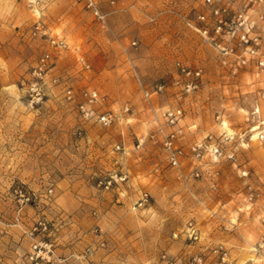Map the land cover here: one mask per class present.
<instances>
[{"label": "rangeland", "instance_id": "374dc122", "mask_svg": "<svg viewBox=\"0 0 264 264\" xmlns=\"http://www.w3.org/2000/svg\"><path fill=\"white\" fill-rule=\"evenodd\" d=\"M167 8L169 12L157 22L141 18L121 35L123 56L130 63L119 69L128 76L100 78L101 67L89 49L98 45L101 25L81 3L0 0V264H33L29 258L41 244L52 245L56 264H67L58 262L57 255L74 247L72 239L90 234L95 241L83 250L82 264H95L86 263L87 256L99 251L121 257L138 254L142 257L133 259L136 264H146V258L177 253L188 245L173 235L181 233L189 220L201 227V243L223 246L233 264H264V257L254 252L264 236V140L257 139L264 132V67L258 65L259 59L264 61V0H211V4L168 0ZM214 9L221 11L220 17L212 14ZM218 20L222 25L217 32ZM51 21L58 24L54 29ZM37 22L65 39L69 49L57 52L34 37ZM197 27L207 29L219 47ZM48 52L53 55V69L37 102L33 71ZM177 62L202 71L197 92L182 91ZM108 68L110 72L116 66ZM156 85L165 88L145 99L144 93ZM67 89L106 96V109L116 115L115 123L102 128L95 122L85 128L79 119L91 120L81 119L75 104L67 102ZM153 107L159 114L152 112ZM124 108L129 112L123 114ZM174 108L184 111L186 152L208 136L221 148L218 162L204 155L195 167L202 174L195 180H202L203 172L218 173L211 177V189L204 185L194 194H184L178 172L190 169V159L175 169L168 165L159 142L148 141L136 149V140L163 126V114ZM151 120L157 125L154 129L149 128ZM116 146L122 151L116 152ZM124 152L132 156L121 169L137 166L133 155L147 161L138 168L144 177L134 194L148 193L152 202L146 209L133 210L122 195L109 214L108 227L102 225L103 189L98 182L119 174L111 168L112 157ZM229 154L234 155L232 160L227 159ZM244 171L249 172L247 177L242 176ZM19 189L32 201L22 202ZM79 199H93V204L77 208ZM38 222L46 230L33 233ZM102 241L104 248L99 246Z\"/></svg>", "mask_w": 264, "mask_h": 264}, {"label": "built area", "instance_id": "2783aa9c", "mask_svg": "<svg viewBox=\"0 0 264 264\" xmlns=\"http://www.w3.org/2000/svg\"><path fill=\"white\" fill-rule=\"evenodd\" d=\"M78 3L83 5L84 11L97 23L102 25L105 21V16L102 14L101 5L103 0H75ZM115 0H111L110 3L113 5ZM207 4H211V0H206ZM212 14L215 17L221 16V11L218 9L212 10ZM200 21H204L205 17H199ZM222 20H218L217 32L221 29ZM196 31L203 35L208 42L213 43L219 47L214 38L208 36V30L205 28H196ZM33 36H39L44 39L47 44L57 52L67 51L69 45L65 39H60L50 34L49 30L44 27L41 22H37ZM135 46V43L132 44ZM250 55H254V52L251 51ZM242 65L246 64L245 60L241 61ZM259 67H264V61L258 60ZM175 67L179 73V81L182 91L189 95L197 92L200 89L202 81V71L199 69H190L187 66H184L182 63L177 62ZM53 69V55L51 53L43 54L34 71L33 76L35 77L36 82L33 84L34 92H36V97L38 98L37 102L42 100L41 88L45 85L47 77L51 70ZM58 79L54 80V83H57ZM39 87V88H38ZM165 85H156L152 88L150 92L144 93V98L149 99L153 95H158L163 91ZM65 99L68 103L75 104L77 113L79 117L83 120H94L102 128L111 127L116 121V115L106 109L108 99L104 95H100L97 91L94 90H84L76 92L73 89H67L65 91ZM129 112V108H124L122 110L123 114ZM184 111L182 108L168 109L163 114L164 124L161 127H157L155 132L148 134L144 138H138L136 140V149H140L146 142H159L163 151L166 154L168 165L171 168L179 169L182 165V162L186 159H190L195 167L200 166L204 155H209L212 157L213 162H218V158L221 157V148L215 142L212 136L206 137L204 141H199L192 144L189 147V151L181 146V142L185 139V129L181 124L184 120ZM225 138V137H224ZM258 140H264V132L258 134ZM115 151H122L120 146L115 147ZM234 157L233 154L227 156L228 160H232ZM248 171L242 173L243 177L248 176ZM191 176L194 179H199L202 174L195 169ZM212 176L215 178L218 176L217 172H213ZM126 180L125 176L110 175L109 177L102 178L98 182V186H102V189L109 191L113 189L116 185L124 182ZM22 202L28 203L32 201L31 197L23 189L16 191ZM152 199L148 193H142L138 201L133 205V210L137 209H146L151 205ZM39 229L46 230V225L42 222H38L37 225L33 228V233L37 232ZM31 233V235H33ZM178 236L182 237L188 246H192L199 243L201 240V231L198 224L189 220L181 233L174 234L173 238L177 239ZM99 246L104 248L105 243L102 241L99 243ZM42 247L45 251H42ZM52 245L44 244L37 245L34 247V253L30 256V261L33 264H56L55 255L53 250H51ZM255 255L258 257H264V236H262L254 248ZM88 253L90 251L88 250ZM152 264H233L232 259L230 258L229 251L223 246L211 247L208 245L200 246L197 252L194 253H182L180 255H168L167 253H162L157 260Z\"/></svg>", "mask_w": 264, "mask_h": 264}, {"label": "crops", "instance_id": "0c3cea01", "mask_svg": "<svg viewBox=\"0 0 264 264\" xmlns=\"http://www.w3.org/2000/svg\"><path fill=\"white\" fill-rule=\"evenodd\" d=\"M110 1L111 0H103L102 2L101 10L102 14L105 16V21L101 26L97 27V30H99L100 34L98 45H92L93 47H91L89 50H92V56H95L98 61V65L101 67V70L98 71V76L100 78H104L109 74H115L119 77H127L128 73L124 74V71H122L123 68L119 69L120 66L127 67L130 63L127 57L123 56L124 39H122L121 35L130 32L132 26L136 27L138 25L137 22H139L141 18L148 17L152 22H157L158 18H163L167 14V12H169V8H167L168 0H115L113 5L110 3ZM123 19H129V21L126 22ZM50 23L53 29L58 25L57 23H52V21ZM59 26H62V24ZM107 35H113L114 39L109 40L107 38ZM84 40H87V38H84ZM71 47L72 46H70V49ZM82 48L84 49V46H82ZM110 65L116 66V68L112 71L110 70L109 72L108 67ZM152 112L157 115L159 114V109L157 110L153 107ZM119 115L120 113L118 114V116ZM156 119L158 120L157 123L160 122L158 117H156ZM79 122L81 125H86L85 128H91V124L95 123L94 120H91L87 123H83L82 121H80V119ZM123 123H125L124 120H122V124ZM158 125H161V123H158ZM156 126L157 125L155 123V120H151L149 122V128L154 129ZM191 128H195V126H192ZM191 128L189 130H191ZM186 144V141H183L180 145L183 146ZM130 156H132L130 153L124 152L122 154H115L112 157L113 164L111 168H114L113 172H119V176H125L127 182L116 185L110 192L102 190V225L104 226H110V221L108 220L109 214L113 212L114 209L117 207V204L120 202L122 195L124 196L126 194L125 201L132 205H134L138 201L141 195V193L134 194L138 190L139 183L144 177L143 173L140 172L138 168L142 167L147 161H142L143 158L139 155H133V160L137 163V166L132 167L128 170H125V168H119V166L122 167L128 164ZM194 169L195 165L192 163L188 171L178 172V179L180 181L179 190L182 191L184 194H194L197 191L196 189H198L200 186L205 185L210 189L214 186L213 182H211L213 172H203V179L195 180L191 176V172H193ZM75 202L76 207L80 208L83 206L84 203L93 204V199H79L78 201L75 200ZM199 228L201 231V240L199 243L196 244V247H198V249L200 246H204V244L201 243L202 241L204 242V240L202 239L203 231L201 227ZM72 240L74 247L66 251L64 255H57V258L59 259L57 260L58 262H67V264H82L83 256H81V254L83 253V250L88 246H92L93 242L95 241V238L92 237V235L90 234L86 235L81 240ZM182 240L183 244L186 245L185 240L183 238ZM196 247L186 245L185 248L182 246L181 251L177 253H165L173 256L180 255L184 252L194 253L198 251V249L196 250ZM230 254L231 253L229 252V255ZM159 256H156L150 260L146 258V264H152L155 260H157ZM137 257L141 258L142 256L138 254H130L127 256L125 255V257H121L116 253H107L105 251H99L90 256H87L86 263H91L94 261L96 262L95 264H136V261L133 259ZM230 258H232L231 255Z\"/></svg>", "mask_w": 264, "mask_h": 264}]
</instances>
